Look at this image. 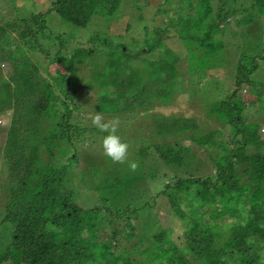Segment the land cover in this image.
I'll return each mask as SVG.
<instances>
[{
	"label": "trees",
	"instance_id": "trees-1",
	"mask_svg": "<svg viewBox=\"0 0 264 264\" xmlns=\"http://www.w3.org/2000/svg\"><path fill=\"white\" fill-rule=\"evenodd\" d=\"M127 2L52 0L46 12L0 20V60L8 64L4 73L0 62V115L11 111L9 124L0 125L2 220L10 222L0 264H264V141L250 142L248 123L254 113L259 127L264 107L253 111L256 104L243 91L247 85L262 97L250 75L264 54L252 64L240 59L233 87L209 102L207 112L224 125L225 140L194 117L155 115L153 127L164 140L138 150L143 159L155 153L161 177L149 200L137 190L150 191L149 182L137 185L120 174L87 187L97 189L100 203L77 199L79 144L90 135L100 139L76 110L129 115L167 105L184 85L181 57L166 40L175 36L185 44L190 80L196 76L202 84L216 67L212 53L225 48L218 38L225 22L264 17V0H161L148 18L140 13L126 21L125 33L91 29L95 20L115 19ZM52 12L86 35L68 41L49 26ZM135 23L145 34L125 40ZM38 54L47 65L35 60ZM82 69L90 72L83 88L92 104L77 101ZM186 139L209 155L208 163L191 161L194 143ZM158 199L185 222L180 241L159 215L150 216Z\"/></svg>",
	"mask_w": 264,
	"mask_h": 264
},
{
	"label": "rangeland",
	"instance_id": "rangeland-1",
	"mask_svg": "<svg viewBox=\"0 0 264 264\" xmlns=\"http://www.w3.org/2000/svg\"><path fill=\"white\" fill-rule=\"evenodd\" d=\"M51 1L52 0H0V20L3 21L9 19L14 15L16 16V14L29 15L31 12H46L51 6ZM127 1L126 6L122 7L118 15L115 16V19L111 21L102 19H98L97 21L95 20L91 25V29L98 28L102 32L106 33L108 31L112 35L121 32L125 33L126 21H129L131 18L134 21L133 16H137L140 13H143V17H145V19L148 18L155 11L154 8L157 7L161 0H149L151 2L150 6L146 5L147 0ZM137 5H142V7L138 8ZM131 10L133 13H131ZM246 19L248 20L246 21ZM246 19L239 24L236 19L234 20L232 18L228 20V22H225L224 27L220 29L221 31L219 32L218 38L224 41L225 48L223 51L216 50V53L213 52L211 55L213 60H210V63H214L216 67L213 68L212 74L209 77L211 80L208 79L209 81H202V84H204L207 89L212 87L211 89H208V92L203 90V86L200 82H198L199 80L196 76L190 80L191 75L188 70L187 48L184 43H182L175 36H172V38L166 40V43L181 57V61L178 63L180 79L183 81L184 86L175 90L170 103L167 105H161L158 103L153 108L141 110L129 115L97 112L102 116L103 122L105 123H111L113 121L119 122L116 134L121 137L123 142L130 145L128 160L125 163L113 162L109 157L104 155L102 140L108 133L101 131L92 124V119L97 113L91 107L87 108L86 106L82 108V110L79 109L75 111L76 113H79L85 123L96 128V132L93 136L100 139L98 143L91 135L87 136L82 142H80L78 147L80 159H78V163L74 167V175H78V182L80 178L82 180H80L81 182L75 186L77 195L79 193L77 199L80 203L84 205H91L99 202L100 198L97 193V189H94V192H89L87 187L96 188L99 182L105 181L117 174L127 175L132 179L135 178V180L138 181V184L135 182L137 185L149 182L151 192H145L142 188L137 189L138 195L142 199L147 198L149 200L152 195H154V192H156L158 187L161 185V177L158 175L156 170L157 165L154 163V159L152 158L155 153H149L148 156L146 157L145 155L146 158L143 159V156L139 155L138 150L142 145H158L159 141L164 140L163 138L157 136L153 127L155 123V115L194 117L206 130L215 127L218 128L219 139L225 140L227 133L224 125L220 123L215 116H211L207 112L210 106L209 102L211 101L212 104L213 101L223 98L233 87L236 69L239 63L238 61H240V59H245V62L252 64L253 61H255L254 55L259 57L261 54H264V17L256 16L253 20L246 17ZM48 20L49 26L64 33V37L68 41L70 40V42L77 43L79 34L86 35V32L83 31L82 28H78L68 23L56 12H52V14L49 15ZM137 26L138 25L135 23L133 26L135 29L128 33L130 35H126L125 40H130L131 35L141 37L145 34L144 30L137 29ZM72 29H74V31ZM81 38L84 40V37ZM50 42L51 40H49V43ZM51 45L54 46V42L51 43ZM35 60L38 63L47 65V61H45L43 57L39 56V54ZM208 61L206 62L204 60L203 62L208 63ZM0 62L2 65V71H4V73H8L7 62H4L3 60H0ZM258 62V67L255 68L250 75V82L253 84V88H260L259 91L262 93V97L261 95L255 96L256 93L250 91V87L247 85L243 86L244 100L256 104L253 111L258 108L257 106L264 107V58L259 59ZM55 66V64L49 65L52 70ZM89 73L90 72L88 70L82 69L80 73V81L75 84L74 88L78 90L77 101H86L88 99L87 102L92 104V101L95 100L94 97L89 95L86 89L83 88V84L89 79ZM218 76L221 80L219 79L220 81L214 82L219 78ZM10 119L11 111L6 114H1L0 125L6 127L9 124ZM248 120V123L251 125L249 133L250 142L259 143L264 141V120L260 121L259 127L256 124L257 120L254 118V113ZM108 131H111V129ZM150 134H152L153 137ZM4 137L5 132L0 127V146L3 144ZM168 139L171 140L173 138H166V140ZM183 142L185 144L194 143L190 139L183 140ZM192 146L194 152L191 155V161L193 160L195 164L198 162L208 163L209 155L195 143ZM147 158H149L152 162H149ZM129 162H135L138 165L135 171H132L129 168ZM4 166L5 165H3L0 161V184L4 182V171L2 170ZM206 166L210 167V165L207 164ZM206 166L205 168L203 167L205 171L207 170ZM210 169H212V167H210ZM134 188L136 187L134 186ZM1 189L2 185H0V253L5 250L9 240L8 238L10 237V222H4L2 220L4 200L6 197L4 193H2ZM165 202V199H158L157 204L150 212V216L155 218V214L156 216L159 215L160 223L165 227L172 226L174 228L173 236L180 241L185 228V222L178 220L177 217H174L171 210H169V205ZM187 209L190 210L189 207H187ZM9 264L13 263L10 262Z\"/></svg>",
	"mask_w": 264,
	"mask_h": 264
},
{
	"label": "clouds",
	"instance_id": "clouds-1",
	"mask_svg": "<svg viewBox=\"0 0 264 264\" xmlns=\"http://www.w3.org/2000/svg\"><path fill=\"white\" fill-rule=\"evenodd\" d=\"M92 124L101 131L107 132L102 140V149L104 155L109 157L113 162L125 163L128 160V153L130 145L121 140V137L116 134L119 122L113 121L111 123L103 122L102 116L97 113L93 119ZM111 129V131H108ZM129 168L135 171L138 165L135 162L128 163Z\"/></svg>",
	"mask_w": 264,
	"mask_h": 264
}]
</instances>
